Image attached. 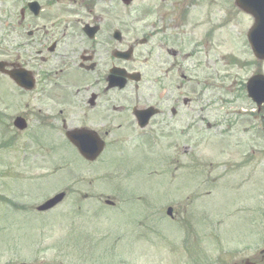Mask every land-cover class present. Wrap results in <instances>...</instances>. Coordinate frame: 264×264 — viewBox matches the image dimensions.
Masks as SVG:
<instances>
[{
  "label": "rangeland",
  "instance_id": "rangeland-1",
  "mask_svg": "<svg viewBox=\"0 0 264 264\" xmlns=\"http://www.w3.org/2000/svg\"><path fill=\"white\" fill-rule=\"evenodd\" d=\"M203 1H136L137 6L153 5L170 23L181 19V8L189 11L181 40L187 52L197 54L187 60L188 67L192 70L195 63L200 64L196 72L209 78L213 87L209 86L205 100L210 99L211 106L219 99L218 84L225 87L220 93L227 102L225 109L219 103L212 106L206 118L210 125L197 122L191 137L159 139L156 145L138 147L124 157L114 155V163L105 158L91 167L64 149L54 152L49 161L22 164L12 126L11 81L0 76V194L14 203H0V264H241L246 258L260 260L264 251V136L257 144L251 142L258 138L248 134L250 107L236 95L240 83L255 69L248 64L253 59L241 42L242 30L253 21L236 10L228 12L227 5L223 10L219 0H209L212 22L226 27L219 41L210 40L205 46ZM21 5L20 0H0V61L9 62L6 24L19 16ZM259 68L264 74V63ZM258 117L256 126L263 127L264 110ZM196 161L199 167L194 178ZM150 171L165 175L151 179ZM64 190L68 195L62 205L49 213L36 212L37 206ZM107 198L115 203L113 208L104 204ZM170 206L173 219L166 216ZM185 224L192 227L191 233Z\"/></svg>",
  "mask_w": 264,
  "mask_h": 264
},
{
  "label": "flooded vegetation",
  "instance_id": "flooded-vegetation-1",
  "mask_svg": "<svg viewBox=\"0 0 264 264\" xmlns=\"http://www.w3.org/2000/svg\"><path fill=\"white\" fill-rule=\"evenodd\" d=\"M136 1L20 0L23 14L7 21L6 33L10 72L26 71L33 85L21 88L11 80L17 149L26 163L102 145L96 161L81 158L88 165L113 162L114 155L145 148L151 140L193 136L197 122L207 126L217 103L205 100L208 78L196 72L200 64L188 67L197 52H187L179 37L190 12L181 8L182 19L170 23ZM32 2L40 7L38 16L28 10ZM205 13L208 43L219 39L226 24ZM219 97L224 110L226 99ZM263 110L257 109V121ZM248 134L259 143L254 127Z\"/></svg>",
  "mask_w": 264,
  "mask_h": 264
},
{
  "label": "water",
  "instance_id": "water-1",
  "mask_svg": "<svg viewBox=\"0 0 264 264\" xmlns=\"http://www.w3.org/2000/svg\"><path fill=\"white\" fill-rule=\"evenodd\" d=\"M238 1V5H242V0H237ZM252 1V0H251ZM255 1V0H253ZM260 1V0H258ZM262 2V7L258 10L259 12H255L252 11L250 9V12L255 15V19L257 21V25L256 27H258V32L263 33L264 34V0L261 1ZM263 37V41H264V35ZM260 42V41H259ZM262 46V45H259ZM254 53H256L257 58L264 60V49H260V47L258 49L254 48ZM6 64L5 63H0V72L3 74H7L10 75V71H7L6 68ZM11 77V75H10ZM263 79L261 80L263 83H261L262 85H258L259 81H255V83L257 84V87L255 89V92L257 93V95L263 96L264 95V77H262ZM259 98V97H258ZM15 126V123H14ZM64 197V193H62L61 195H58L54 198H52V200H49L48 202L44 203L43 205H41V207L37 208V211L41 212V211H47L52 209V207L56 206L57 204L62 202V199ZM108 204H111L110 202H107ZM171 214V209H169L168 211V215ZM245 264H251L249 261H246Z\"/></svg>",
  "mask_w": 264,
  "mask_h": 264
}]
</instances>
